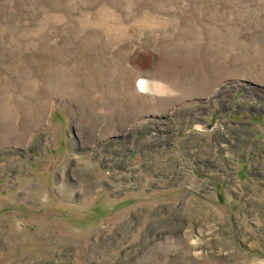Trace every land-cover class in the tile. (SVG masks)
<instances>
[{
    "label": "rangeland",
    "instance_id": "1",
    "mask_svg": "<svg viewBox=\"0 0 264 264\" xmlns=\"http://www.w3.org/2000/svg\"><path fill=\"white\" fill-rule=\"evenodd\" d=\"M0 264H264V0H0Z\"/></svg>",
    "mask_w": 264,
    "mask_h": 264
}]
</instances>
